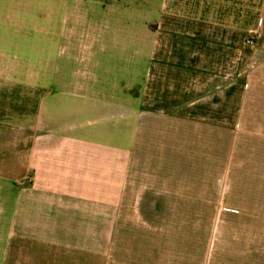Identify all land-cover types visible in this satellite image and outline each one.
I'll list each match as a JSON object with an SVG mask.
<instances>
[{
    "label": "crops",
    "instance_id": "crops-1",
    "mask_svg": "<svg viewBox=\"0 0 264 264\" xmlns=\"http://www.w3.org/2000/svg\"><path fill=\"white\" fill-rule=\"evenodd\" d=\"M117 5L115 76L25 81L0 34V264H264V0Z\"/></svg>",
    "mask_w": 264,
    "mask_h": 264
},
{
    "label": "rangeland",
    "instance_id": "rangeland-1",
    "mask_svg": "<svg viewBox=\"0 0 264 264\" xmlns=\"http://www.w3.org/2000/svg\"><path fill=\"white\" fill-rule=\"evenodd\" d=\"M121 1L123 2V0H0V18L3 19L0 34L9 42V46L3 47L9 53L8 66H20L15 77L26 81L27 60L33 56L36 72L41 71L40 75L43 73L42 65L47 66L44 78L42 77L40 82L44 80L55 88L60 78L74 79L78 74L77 76L89 80L93 75V69L99 74L108 70L112 73L115 67L124 65L110 57L115 50L124 46L122 40L108 41L106 53L103 54L99 52L100 46L93 42L90 29L93 18L105 17L107 13L120 10L117 2ZM4 18H12L14 25L5 26ZM11 28H17L22 37L16 36L14 31L8 32ZM9 33L11 34L8 35ZM0 48L2 49L1 46ZM115 74L112 73L114 76ZM3 91L5 93L6 90ZM22 91L20 89L19 94L18 90L13 88L10 97L16 98L19 94L18 98L25 104L26 99L22 96ZM24 93L26 94V88ZM39 95L40 91L36 90V98ZM8 103H11L10 99L7 103L3 101L4 105Z\"/></svg>",
    "mask_w": 264,
    "mask_h": 264
}]
</instances>
